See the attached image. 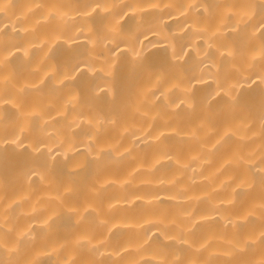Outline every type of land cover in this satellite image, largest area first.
Returning a JSON list of instances; mask_svg holds the SVG:
<instances>
[{"label":"bare ground","instance_id":"bare-ground-1","mask_svg":"<svg viewBox=\"0 0 264 264\" xmlns=\"http://www.w3.org/2000/svg\"><path fill=\"white\" fill-rule=\"evenodd\" d=\"M0 264H264V0H0Z\"/></svg>","mask_w":264,"mask_h":264}]
</instances>
